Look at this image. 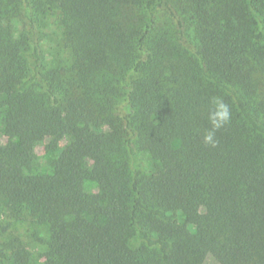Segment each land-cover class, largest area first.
I'll return each mask as SVG.
<instances>
[{"label":"trees","instance_id":"16d2710c","mask_svg":"<svg viewBox=\"0 0 264 264\" xmlns=\"http://www.w3.org/2000/svg\"><path fill=\"white\" fill-rule=\"evenodd\" d=\"M0 197L40 264H264V0H0Z\"/></svg>","mask_w":264,"mask_h":264},{"label":"rangeland","instance_id":"374dc122","mask_svg":"<svg viewBox=\"0 0 264 264\" xmlns=\"http://www.w3.org/2000/svg\"><path fill=\"white\" fill-rule=\"evenodd\" d=\"M49 145L50 141L48 139H38L35 142L33 146L36 164L34 172L50 173L52 160L56 154L48 148ZM143 164L144 166L147 165L146 162ZM85 189L91 194L97 192L96 185L93 182L85 183ZM3 205L4 203L0 199V223L6 227L5 232L0 230V245L16 239L17 242L30 251V264H40L48 240L47 226L35 223L28 217L16 220L4 209ZM203 264H218V262L211 255H208Z\"/></svg>","mask_w":264,"mask_h":264},{"label":"clouds","instance_id":"9594fccd","mask_svg":"<svg viewBox=\"0 0 264 264\" xmlns=\"http://www.w3.org/2000/svg\"><path fill=\"white\" fill-rule=\"evenodd\" d=\"M208 120L210 130L204 135V143L216 147L219 142L216 137V132L231 120V111L228 104L220 98H215L208 114Z\"/></svg>","mask_w":264,"mask_h":264}]
</instances>
